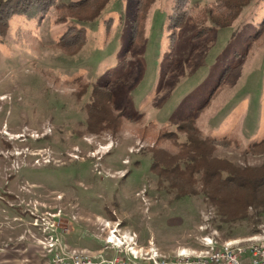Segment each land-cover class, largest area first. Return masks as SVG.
<instances>
[{"label": "rangeland", "instance_id": "rangeland-1", "mask_svg": "<svg viewBox=\"0 0 264 264\" xmlns=\"http://www.w3.org/2000/svg\"><path fill=\"white\" fill-rule=\"evenodd\" d=\"M101 1L0 20V264H48L49 240L142 258L264 233V212L229 224L198 186L179 195L150 169V148L176 152L183 122L212 138L216 156L264 160V150L249 148L264 138V25L254 36L264 1L219 27L207 18L213 0H189L170 28L174 0H153L133 42L137 0L98 9ZM79 26L75 42L56 43ZM94 85L110 93L115 132L86 129Z\"/></svg>", "mask_w": 264, "mask_h": 264}, {"label": "trees", "instance_id": "trees-1", "mask_svg": "<svg viewBox=\"0 0 264 264\" xmlns=\"http://www.w3.org/2000/svg\"><path fill=\"white\" fill-rule=\"evenodd\" d=\"M91 1L0 0V20H3V23L8 22V19L14 14L29 17L38 14L41 15L40 18H43V15L53 7H88ZM106 1H101L98 4V9L102 8ZM152 1L137 0L130 42H133L138 30L141 12ZM188 1H173L169 13L170 28H175L179 25L180 20L177 19V15L189 8ZM213 1L208 5L210 9L208 10L207 18L211 20L212 24L223 27L232 23V20L238 16L243 6L247 7L248 4L255 5L262 3L264 0ZM97 14L98 12L88 19H96ZM78 20L80 19L78 18ZM259 23L260 25L254 36H258L262 31L264 18ZM84 29V26L77 27L75 33L68 37L70 38L69 41L63 40V35L60 34L56 43L75 42L79 34L84 33ZM3 35L4 30L0 27V37L2 38ZM169 38L172 41V37L169 36ZM109 99L110 93L108 91H105L103 87L94 85L90 99L86 102L85 126L87 130L91 132H100L104 129H109L112 132L118 130L121 124L120 116L119 114H114L110 109L107 104ZM188 120L190 119L187 118ZM178 126L180 130L186 133V138L179 142V148L176 152L171 153L166 149L154 146L150 148L152 155L150 169L155 170L160 182H162L161 179L163 177L168 178L169 185L175 186L179 195L196 192L194 186H198V192L201 193L208 203L215 207L218 215L229 224L244 221L252 217V215L264 212V160L258 165L236 164L228 158L214 155V146L211 143L212 138L201 137L192 123L183 122ZM163 136H166V134ZM163 136H158L156 142L159 137L164 138ZM252 147L264 150V138L252 141L249 144V148Z\"/></svg>", "mask_w": 264, "mask_h": 264}, {"label": "built area", "instance_id": "built-area-1", "mask_svg": "<svg viewBox=\"0 0 264 264\" xmlns=\"http://www.w3.org/2000/svg\"><path fill=\"white\" fill-rule=\"evenodd\" d=\"M46 245L51 251L48 264H264V233H260V243L254 247L241 246L238 249H230L208 241L207 246L200 250V256L188 253L166 258H158L154 249L145 250L144 258H136L135 249H131L129 256L125 257L119 254L100 255L68 251L57 246L52 240L47 241Z\"/></svg>", "mask_w": 264, "mask_h": 264}, {"label": "bare ground", "instance_id": "bare-ground-1", "mask_svg": "<svg viewBox=\"0 0 264 264\" xmlns=\"http://www.w3.org/2000/svg\"><path fill=\"white\" fill-rule=\"evenodd\" d=\"M259 243H260V235L258 237H254V238L250 239L249 241H247V243L240 241V240L230 241L226 244L225 247L230 248V249H238L241 246L254 247V246L258 245ZM188 253H190V255H193V256H200V251L192 250V249L191 250L183 249V250L179 251L177 254H188ZM154 254L158 258H166L165 256L160 255L158 252H154ZM142 258H144V257H142Z\"/></svg>", "mask_w": 264, "mask_h": 264}]
</instances>
